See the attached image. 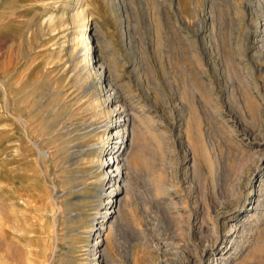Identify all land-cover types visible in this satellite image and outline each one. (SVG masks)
<instances>
[{
  "label": "rangeland",
  "instance_id": "374dc122",
  "mask_svg": "<svg viewBox=\"0 0 264 264\" xmlns=\"http://www.w3.org/2000/svg\"><path fill=\"white\" fill-rule=\"evenodd\" d=\"M116 105L133 123L110 207ZM98 250L264 264V0H0V264Z\"/></svg>",
  "mask_w": 264,
  "mask_h": 264
},
{
  "label": "bare ground",
  "instance_id": "6f19581e",
  "mask_svg": "<svg viewBox=\"0 0 264 264\" xmlns=\"http://www.w3.org/2000/svg\"><path fill=\"white\" fill-rule=\"evenodd\" d=\"M86 31H87L86 27L83 28L84 36L86 34ZM84 43L88 49H91L90 39H89L88 35H86V41ZM105 88L107 90H110L111 85L109 83H105ZM12 89L13 88L11 87L10 90H12ZM127 111L128 110L126 108H124L123 106L116 105L114 107V110L112 111V115H114V120H113L114 123L107 131V133L110 136L114 137L115 140H113L112 146H110L108 148L107 154H106V156H104V163L105 164L101 165V167L103 166L102 169L104 170L105 173H107V174L110 173V175L108 177V181L106 182L107 186H106V188H101V194H104L106 196V198L108 199L107 204L110 203V205H111L110 207H112L114 205L113 203H114V201H116V197L121 192V184H122V181L124 180V174H125L124 170L126 169L125 159L123 157L124 156L123 151L126 147V142L129 140L128 139V135H129V131H130L129 127H130L131 123H133V122H131L132 117L130 116L129 112L127 113ZM256 207H257V199H254L251 203H249V206L245 210V213L246 212L247 213L255 212ZM106 212H107V210H105V213ZM237 220H239V219H237ZM244 222H246V221H244ZM242 225H241V227H242ZM236 227H237V225L234 224V226L231 228V230L229 229L224 235L225 237L226 236L229 237V239L227 238L229 242H230V238H231L232 233H235L234 232L235 230L233 228H236ZM232 229L234 230L233 232H232ZM232 237H233V235H232ZM229 247H231V245L230 246L225 245L224 248L221 249L222 251L219 254L225 253L224 251H227ZM98 251L92 252L91 255H93L94 258H96L95 254H97ZM101 254H102L101 251H99L97 254L96 262H98V264H101V261H102L103 255H101Z\"/></svg>",
  "mask_w": 264,
  "mask_h": 264
}]
</instances>
